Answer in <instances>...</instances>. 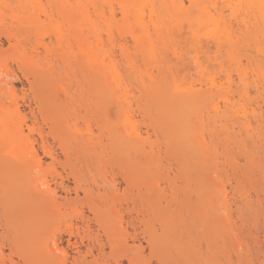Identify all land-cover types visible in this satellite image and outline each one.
I'll return each mask as SVG.
<instances>
[{"label": "rangeland", "instance_id": "374dc122", "mask_svg": "<svg viewBox=\"0 0 264 264\" xmlns=\"http://www.w3.org/2000/svg\"><path fill=\"white\" fill-rule=\"evenodd\" d=\"M116 6H117L116 4L113 5V7H115V8H116ZM219 6H221V5H219ZM223 8H225L224 5H223ZM105 10L107 11L108 9H105ZM117 10H118V7H117ZM224 10H226L225 15H227L226 18L224 15V18H225L224 21H226V20L228 21L231 18V15L229 16V11L227 8H225ZM1 11H2V9H1ZM118 11H116V12L114 11V14H115L114 17L117 15L116 16L117 20H114V19H116V18H114L113 22L115 21V23H116L119 21L117 24H119V23L121 24L122 18L119 19V17H121V14H120V12L118 13ZM6 13H7V11H6ZM107 13L109 14L108 11H107ZM106 16H107V14H106ZM108 17H109V15H108ZM228 17H230V18L228 19ZM240 17H239V19L238 18H236V19L232 18L233 21H231L232 19H230L231 23L228 22L231 24V26L233 24V28H232L233 31L237 29L238 26L236 24L237 23L236 21L237 20L240 21ZM41 20L44 21L45 24L47 22H50V18H47L44 16H41ZM55 21H58V18L56 15L53 17L52 23H55ZM113 22H112V24H113ZM115 27H116V25H115ZM116 29L114 28V31H113V28H112L111 32H112V35L114 36L113 38H115V40L116 39H118V40H116L117 41L116 43L114 42L115 46H114L113 50L111 49L110 46L108 47L111 50V51L109 50L108 53L113 51L112 55L115 56V59L118 62L119 61L123 62L124 58L126 57L127 58V59L125 58L126 60L129 61V59H131L133 61V63H135V65L133 64V66H136V65H138V66L140 65V66L139 67L136 66L135 69H133V67H131V71H130V67H129L130 65H128L127 62H123V63L124 64L126 63V65H128L129 68L127 66H125V68H124V65H122L123 63L121 64V62H119L121 65H120V67H117V68L118 69L121 68L120 69L121 72H120V70H119V72L122 73V75L120 73L119 74L121 76H123L122 77V79L124 80L123 83L127 82L125 84H127V86H128L130 84L129 83V81H130L131 84L128 87L125 86V88H122L123 86L119 87L120 90L123 89V91H125V93L123 92V94H124L123 96H122V90H121V92H120V90H118L117 91L118 93H116V95L121 94V95H119V98H116V96H115V99H113V97H111L112 99H110V100H112V104L110 103L111 102L110 101V102H108V107L106 105L104 108V111L109 110L108 115H106V112H103L104 114L102 115V112L98 111L99 109L96 108V104L95 103L92 104V102H95V101H93V99L95 100V98H93L94 95L91 96L92 98L91 97L87 98L88 96L84 97L85 96L84 94L81 95V92L83 90H84V93H85V90L87 91L86 88L84 89L85 84H83L84 87L81 85V80H82L81 74L82 73L78 72L77 70L75 72L76 74L72 73L73 71L69 68L62 70L63 75L60 73L62 76H65L66 78L69 77L68 78L69 80L67 79L69 82L67 80H66L67 82L64 81L65 79L63 80V77L61 78V82H59V84L62 83V84H60V88H63L64 90L62 89L61 91H59L57 89H60V88H57L54 91L56 94H59L61 92L60 95H61V98H63V99H60V101H58L59 99L56 101V107L53 109L55 111L47 110L44 108H38L37 104L33 100V90L31 87L32 80L31 79L27 80L25 78V76L23 75V73L18 69L16 62L13 59L12 53L10 52L11 49H10L9 44L6 42L5 38L2 35H0V44H1L0 51H2L4 53L9 52L8 54H10L5 60H3L0 63V67H2V68H0V70H1V72H0V84L1 83L4 84V85L3 84L0 85V87L3 86L1 88L2 92L0 93V102L2 104H5V106H8V105L13 106V104H11V103H14V101L19 104V109H20L22 118H19L18 120L14 119V121L12 119V123H14V124L16 123L17 127L22 126V124H23L22 127L24 130V137H25L23 139V141L18 143V146H15L14 148H12V147L11 148L10 147L4 148L3 146H0V264H4V263L5 264H34V263L36 264V262L35 261L33 262V260H36L37 264H87V263L88 264H189V263L190 264H209L207 262H209L210 260L212 262H214V264H219V263L220 264H226V263L227 264H264V171H263L264 170V147H263L264 146V144H263L264 143V134L262 135V133H261V132H264V127H262V126H264V123L260 124L256 121H254L255 119L252 120L250 118V120L253 121V123L251 121V124H252L251 128L252 129H251V131H249L245 128V130L248 131L246 133L244 128L242 129L241 124H237L238 120L240 121L243 119L238 118V120H236L237 118L235 119V117L233 115H231L234 113V110H236V108L239 109V108L244 107V106L246 108H247V106L253 108L257 104L262 103L261 106L264 107V101H263L264 90L258 91V90L253 89V88L250 89V91H249L250 97L248 96L247 97L248 99L245 98L246 100L245 99L241 100L237 96V93L234 94V100H232L233 102H235L233 104L236 105L234 107L235 109L233 108L234 110L231 109L232 107L225 108L222 105V102H221V104L219 102V107H220V109L222 108L221 110L223 111L222 112L219 109L222 112L221 118L218 117V116H220V115H218L220 113L219 110H218L219 113L215 112V117H212L213 114L211 115V117L209 116V114H210L209 109L207 111L204 110L205 112L203 111V109H207V107L210 108L209 105L207 107L206 106L204 107L203 106L204 104L205 105H206V103L211 104V102H213V101H211V102L206 101L205 103L202 104L203 99L201 100L202 102L200 103V105H199V103H197L198 105L195 106V108H194L195 109L194 112L198 109L197 112H195L196 115H197V113L198 114L203 113L202 114L203 116L202 115L196 116L195 113H194L195 117L192 116L193 114L190 116L189 114H191V113H188L187 109H185V110L188 113V115L191 117V118L189 117V119H188V117L186 119L184 117L186 114L185 110L183 112L184 115L182 114V112L176 114L177 116L172 115L171 111L173 109H176V105L175 104H169V101H165V99L163 97V98H161V100L163 99L164 102H166L167 105L164 103L166 105V106L164 105V107H165V109L167 108L166 110L169 111V112L164 111L165 112L164 113L165 115H164V114H162L161 109L159 111V108H158V106L160 105L159 101H161V100L158 98V96H157V99L155 97L156 93H159V90H158V92L155 93V96L153 98V96L150 94L151 93L150 89L146 90L147 89V87H146L145 88L146 91L144 92L143 91L144 89L142 88L143 87L142 83H141V81H139L140 76L144 75L142 77L144 79L149 72L148 70L151 71V70H153V68H150L149 66H145L144 64H142V62L140 60L141 57L138 56L139 52L134 53L133 52L134 50H132L133 47L131 45L129 46V50H130L131 55L129 57H127L126 55L124 58L121 57L123 60L119 57V53L121 54V52H120L117 44H119L120 42H123V37L121 36L122 37L121 38L122 40H121L120 35H119L118 31H116ZM183 29L184 30L183 31L181 30V31L185 32V35L183 33V36H182L181 31H180L181 33L178 32V33H180V35H177V38H179V40L181 39V42L179 40H177V38L175 37L174 34H173L172 38L175 37L177 41L175 39H173V42H172V40H171L172 43H175V42L177 43L178 48L180 46V48L182 47V49L179 48L178 51H174V49H173L174 53H172V51H170V50H172L171 48L174 45L171 44L173 46L170 47L169 46L170 42L167 41V42H169L167 44V46H168V48L169 47L170 48H169V50H168V48L167 49L164 48V49L166 52L167 51L169 52L168 55L166 53V55H164L165 57L163 56L165 51L164 52H162V51L164 49L160 50V53L164 59H166V58L168 59V56L170 59V60L168 59L169 66L167 65V59H166V61H165L166 64H163V65H165L164 67H169L170 69H173L172 67H174V65H177V67L176 66L175 67L178 68V70H179V67H181L180 68L182 70V71L180 70L181 72H177L176 70L173 69L175 71V73L177 72L176 75L178 76V82H180L181 79L185 78L186 81H188L189 83L194 82V84H196V86H197V83L200 82L199 81L200 78L196 74L198 70L195 71L196 70L194 68L195 64L192 60L193 56L195 54V51L193 49L195 46L192 49H190V47H192L191 45L194 44L192 42L193 40L191 41V39H192L191 34L189 33V29L187 28V26H185V28H183ZM237 32L238 31L236 30L233 34L234 35L236 34V36H237V34H238ZM186 33H188V35ZM175 34H176V32H175ZM117 35L119 37H117ZM24 36L27 37L26 34ZM180 36H182L183 39L180 38ZM206 36L207 35H205V36L202 35L201 41H199V42H203L200 44L203 47L205 46L204 47L205 49L209 48V49H207V53H208V50L211 49L209 51L210 54H207V56L210 58V61L207 62L206 58L202 57L200 55L201 58H203L202 60L204 61L203 62L201 60L204 63V64L203 63L202 64L204 66H207V69L211 65L210 68L208 69V72L209 71L212 72L211 73L212 75L215 74L214 77L217 80L219 79V81H220V77H222V74L224 75V73L226 74L229 72L232 75L234 82H235V80L237 82V77H236L237 72H236V70L234 71V66L232 65V63L231 62L229 63V61H227L226 57L224 56V52H226V51L224 50L220 53H217L216 48H214V44L212 45V44H209L210 42H208L210 40V37L209 36L206 37ZM20 37L25 38V37H23L22 34L20 35ZM104 37L106 38L105 35H103V38ZM208 37H209V39H207ZM30 38H31L30 40L28 39V40L23 41L27 45V46H25L26 48H30V46H32L35 43V38L33 36ZM128 38L129 37H126L125 39L128 41ZM187 38H189V41ZM238 39H239V37H238ZM44 40L46 42L48 41V39L46 37L44 38ZM164 40H163V42H164ZM166 40H165V42H166ZM202 40H204V41H202ZM26 41H27V43H26ZM185 41H188L190 44L188 42H185ZM240 41H241V37L239 40H237V42H239L240 45L244 46L243 44H241V43H243V41H241V43H240ZM29 42L32 44H30ZM128 42H129V44H131L130 38H129ZM211 43H212V41H211ZM239 44H238V48L239 47L240 48L238 51H239L240 57L243 56V58L242 57L240 58L242 60L241 61L242 68L246 69V72H249V73H247L249 76L250 75V71H249L250 69L249 68L252 67L251 69H253L255 66L254 65L250 66L247 63H245L246 60H245L244 55H242V54H244L245 49H248V48L247 47L245 48V46L243 48H241L242 46H240ZM206 45H207V47H206ZM164 47H165V45H164ZM184 47H186L187 49H185ZM175 49L177 50L176 47H175ZM175 52L178 54H175ZM247 52H249V51H247ZM133 54H136V55H133ZM177 55L179 57H177ZM131 56L132 57L138 56L136 59L139 62L137 60H135L134 57L132 58ZM117 58H119L121 60H118ZM212 58H217V59L219 58L220 60L218 59L217 62H213V65H212V61H214V59L212 60ZM53 59H54V57H53ZM176 59H178V60L176 61ZM258 59H260V58H258ZM180 60H181V63L183 62L185 64V63H188L190 61L191 62L190 65H192V64H194V65H193V67L192 66L189 67V64H187L186 66H188V67L184 66L185 68L183 70V68H182L183 63L181 64ZM184 60H185V62H184ZM261 60H263L262 57H261ZM48 61H50V60H48ZM219 61L220 62L223 61L222 65H223L224 72H222V71L219 72V70H217L218 68L216 67L217 66L216 64ZM262 62L264 63V60ZM178 64L179 65L181 64L182 66H179ZM40 65L46 71L47 64H45L44 62H40ZM3 66H4V68H3ZM126 67H127V71L122 69V68L126 69ZM56 68H57V66H56ZM137 68H139V69L137 70ZM169 68H166V69L164 68L165 70L163 69V71H167ZM57 69H56V73H57ZM225 69H227V70H225ZM128 70L130 71V73ZM132 70L134 73L132 72ZM154 70L152 72L156 73V70L155 71ZM5 71H7V74L6 73L4 74ZM69 71L71 72L70 75H69ZM122 71H125V72H122ZM138 71H140L141 75H139L140 73H138ZM190 71H192L195 74H193ZM127 72L129 75L126 74ZM131 72L133 73V75ZM171 72H172V70H171ZM78 73H79V75H78ZM167 73H166V75H170V73H168V74ZM130 74L132 76L138 74L139 75L138 81L137 82L131 81L134 79L132 78V76ZM174 74H173V76H174ZM187 74H188V77H187ZM75 75H77V76H75ZM124 76H125V78H124ZM128 76L130 79L131 78L132 79L129 80ZM190 76L192 79L190 78ZM136 77H138V76H136ZM136 77H135V80H137ZM169 77H168V79H169L168 81H170ZM174 77H176V76H174ZM70 78H71V80H70ZM224 78H225V75H224V77H222L221 80L222 81L224 80V82H225ZM195 79H196V81H195ZM144 80L146 82L147 77ZM166 81H167V78H166ZM222 81H220V82H222ZM160 82H163V80ZM250 82H251V79H249L248 83H250ZM147 83H148V81H147ZM87 84L88 83H86V85ZM125 84H123V85H125ZM11 85L13 86L14 90L16 91L14 96H10V94H9V89H10V87H12ZM140 86H142L141 89H140ZM225 86H226V84H225ZM250 86L252 87V84H250ZM90 87L91 86H89L88 91L91 90ZM138 87H139V89H137ZM233 87H235V86H233ZM52 88H53V86H52ZM87 88H88V85H87ZM238 88H240V90H241V88H243V86H239ZM65 89H66V92H65ZM236 89L237 88H235V90ZM76 90H78V91L76 92ZM126 90H130V91H126ZM138 90H142V91H139L140 92L139 93ZM156 91H157V89H156ZM262 92H263V94H262ZM65 93H67V94H69V96H71L69 98L67 97L66 98L67 100L64 99ZM92 93H93V91L86 93V95L89 94V96H90V95H92ZM133 93L135 95H132ZM146 93L147 94L149 93L148 96L149 95H151V96H149V97L147 96L148 100L146 99L143 101V99L146 97V96H144V95H146ZM164 93L165 92L163 91V94ZM73 94H74V96H73ZM128 94H130V97L128 96ZM138 94H140V95H138ZM141 94L143 95V97ZM163 94H162V96H163ZM120 96L123 97L122 99H125V100H123V102H122ZM133 96H135V97H133ZM126 97L127 98L129 97L130 99H132V100L128 99L130 101V103L128 101L129 106L132 104L129 108L132 111L131 112L132 115H130V116H132V121H134L135 124H137L136 126L140 130V133L142 132L141 133L142 138H144L146 140V142H141L142 144L140 146L138 145L140 148L138 147L135 150L131 149L129 144L125 145V146H127L125 148V150L123 152L120 150L121 154L123 155L122 156L123 158H121V157H119V156H121L119 149H118L119 153H118V151H116L117 153H115V151H113V149L117 150V148H115L113 145L108 143V142H110L108 135H109V132H111V130H113V129L115 131H117V134L119 136L126 137V135H127L125 132V129H124V128H126L125 117L123 114H120V112L118 113V111H117L118 110V107H117L118 104L117 103L120 100H121V102H119V104H122L123 106L125 105L124 107L126 109V106H127V103H126L127 98ZM149 98H150V100H152L151 103L149 102ZM89 99H90V101H89ZM117 99H120V100L115 103L114 100L117 101ZM205 99H204V101H205ZM215 99H216L215 102H218L219 99H217V98H215ZM71 100H74V102L73 101L70 102ZM156 100H158V102ZM136 101H138L137 104H136ZM241 101H244V102L241 103ZM253 101H255L256 103H253ZM258 101L260 103H258ZM124 102H125V104H123ZM162 102L163 101H161V104H162ZM199 102H200V100H199ZM208 102H210V103H208ZM252 103H253V105H252ZM94 104H95V106H94ZM140 104H144L145 106L142 105L143 107H141ZM254 104H255V106H254ZM147 105L151 108L150 110H149ZM220 105H222L223 107ZM153 107L157 108L158 111L153 110L154 109ZM126 110H128V107ZM192 110L193 109H191V111ZM199 110H201V113ZM57 111H58L59 117H61V118L56 117L57 120L62 119L61 123H63L64 121H67V120L69 121V123H65V124H67V126H69V128H67L66 125L63 123L64 127H62V130L60 132V134H62V136H59L60 134H57V133L55 134V132H54V134H52L50 132V126H51V123L49 121L50 120L49 118H51L50 114L52 112H53L52 114H54V112H57ZM129 111L130 110H128V113H129ZM228 111H230V112H228ZM231 111L233 113H231ZM66 112H68L69 114L67 113V115H66ZM79 112H81V113H79ZM213 112L214 111L212 110L211 113H213ZM61 113H63V116ZM149 113H151V114H149ZM167 113H168V115L171 114V117L174 120L170 119V117L167 118L168 117ZM228 113H231L230 114L231 118H229L230 116H228L229 115ZM157 114H159V115L161 114L159 116V118L157 116H154ZM223 114H225V116H228V117H226L227 120L225 119ZM103 116H106V118H104ZM107 116H109V117H107ZM186 116H187V114H186ZM199 116L201 118L199 120L200 122L197 125L196 123L198 121H196V120ZM43 117H46L48 119L46 120V118H43ZM143 117H145V118H143ZM155 117H157V118H155ZM160 117L162 119L165 117L166 121L169 124L168 125L166 122V126L168 125V127H171L172 130L174 128V123H175V125H177V122H178L177 120L180 117H184V120L188 119L187 121L189 122V124H188V122L183 121L181 126L178 125L180 130L182 128L184 130H185V128L187 129V127L189 125L191 126L190 129L194 126H196V127L198 126V127L192 128L191 130L188 129L186 131L187 133L185 132L186 135L182 133V132H184L182 130H181L182 132L180 134V132L178 131V128H176L177 129L176 131L179 132V133L175 132V133H177L176 135L179 137V141H180V143H179V141H177L178 137L176 138V136L174 134H173V136H171L169 134V130H167L168 131L167 132L166 130H164L165 128L164 129L161 128V126H164V125L160 122H163L164 119H163V121H160L159 120ZM207 117H208V119H207ZM222 117L224 120H220V119H222ZM233 117H234V120L236 122V125H238V126H236L234 124V120L232 119ZM209 118L212 120L210 121ZM103 119L104 120L107 119V120H105L107 122L105 125L106 126L109 125L108 130L105 129L106 127L103 128V123H102L104 121ZM156 119H157V121H156ZM168 119H169V121H168ZM192 119H195L196 123L194 121H192ZM230 120H232V122ZM190 121H192V123H190ZM156 122H158L160 124H158ZM193 122L195 124H193ZM242 122H244V121H242ZM255 122H256V124H255ZM18 123H20V124L18 125ZM151 124H153V125L151 126ZM219 124H220V126H219ZM233 124L235 126H233ZM157 125H159V127ZM256 125H259V127L262 125L261 126L262 128H260L261 130L258 129V126H256ZM153 127H154V129L152 130ZM239 127H241V129H242L241 131L239 130L240 129ZM244 127H245V122H244ZM29 128H33L34 130L29 132ZM236 128H238L237 131H236ZM256 128L258 129L257 132L258 133L260 132L259 134L256 132H252V131H255ZM109 129H111V130H109ZM117 129H119L122 132V134H124V135H122L120 133V131ZM162 129H163V131H162ZM194 129H195V131H194ZM196 129H198V131H199L198 134H196V136H197L196 139L199 140V143L203 140V142L201 144H203V143L205 144V149H202V146H201V148H198V146H200V144H197L195 136L190 138V139H192L191 144H192V142L194 144H192V145L187 144L190 142V140H189L190 135L197 133ZM213 129H214V131H213ZM79 131H80V133H79ZM189 131L191 134L188 133ZM173 132H174V130H173ZM83 133H84V135H83ZM80 134H81V136H80ZM210 134L212 136H210ZM219 134H221V135H219ZM248 134H250V135H248ZM251 134H253V135H251ZM255 134H258V135H255ZM53 135H56V136H53ZM57 137H62L65 141H67L68 144H66V145H68V146H67V148H65V151L61 149L62 144L60 142H62V141L58 142L59 140ZM84 137H85V139H84ZM165 137H166V139H165ZM187 137H188V140H186ZM240 137H241V139H240ZM41 138L44 139L43 141H45V142H43L41 140ZM74 138H76L77 140H73ZM86 138L89 142L85 141V143H87L85 146V144H82V141H80V139L86 140ZM200 139H202V140L200 141ZM183 140L187 141V143H186L187 145H183L184 142H186ZM209 141L211 142V144L208 143ZM255 142H257V143H255ZM91 143H93V144H91ZM60 144H61V146H60ZM82 145H84L85 148H83ZM142 145H144V146L142 147ZM176 145H178V146L180 145V146L178 147ZM194 145H196L197 147L196 146L194 147ZM188 146H191V147H190V150L187 151V154L188 155L191 154L192 157L191 158L188 157V160H187V157H186L187 154H186L185 150L187 148H189ZM210 146L212 149L210 148ZM31 147L33 148V151H35L34 153L36 154V160L40 159L42 162L40 168L34 167L35 170H29L28 169L30 167V164L34 160L33 159L34 157H32V155H31V154H33V152L28 153L25 149L30 150ZM44 147H45V149H44ZM112 147H113V149H112ZM180 147L182 149H180ZM192 147H194L195 149L198 148V151L194 152V149L193 150L191 149ZM203 148H204V145H203ZM233 149L234 150L237 149V150L234 151ZM45 150H50L53 153L55 159L54 160L50 159L47 156V154L45 153ZM61 150L64 151L66 154L61 152ZM91 150H93V152ZM145 150H147V151H145ZM149 150H150V152H148ZM164 150H165V152H164ZM199 150H201V153ZM24 151H26L27 153L25 155H22L25 153ZM124 152H125V157H124ZM134 152H137V154L135 153L136 156H134V154H133ZM152 152H153V154H152ZM170 152H171V154H170ZM205 152H206V154H209V155H206ZM16 153H18V154H16ZM165 153L168 155H166ZM176 153L178 155H176ZM198 153H199V155H198ZM69 154H70V156H69ZM126 154H128V156ZM146 154H148V157ZM194 154L196 157L193 156ZM241 154H245V155H241ZM179 155H182V157L180 158ZM202 155L204 156L203 158H202ZM126 156L129 158L127 159ZM198 156H200V157H198ZM213 157H215V158H213ZM145 158H147V159H145ZM19 159H22V160L20 161ZM125 159H126V162H124ZM180 159H182V160L184 159V161H182ZM139 160L141 163H142V161H144L143 166H142V164L138 165ZM196 160H197V162H196ZM203 160H204V163H203ZM213 160H214V163H212L213 165H211V162ZM69 161H71L72 166H73V168H71V169H70V167H72V166L70 165L71 163H69ZM181 161L183 163L186 162V163H184V164H186V166ZM206 161H208V162H206ZM21 162H23V164H24V165L22 164L23 166H21V168L23 167L22 169L20 168ZM66 162H67V164H66ZM246 162H247V164H245ZM129 163H130V165H129ZM144 163L145 164L147 163L146 165H149L148 169H147V166L144 165ZM222 164H223V166H222ZM69 165H70V167H69ZM150 165H152L151 169H150ZM243 165H246V166L243 167ZM252 165H253V169H252ZM18 167H19V171H21V173H19V171H17ZM24 167H26V168H24ZM128 168H129V170H128ZM23 169L24 170L26 169V170L24 171ZM72 169H74V170H72ZM146 169L150 170L151 172L145 171ZM7 170L9 171V173L7 172ZM69 170H72V172H69ZM195 170H197L196 173H195ZM198 170H199V172H198ZM27 171H28V173H29V171H31L32 175L29 174V176H28ZM32 171H34V172H32ZM22 172H24V173H22ZM67 173H71L72 175H70V174L68 175ZM197 173H199V174H197ZM219 174L222 177H220ZM7 175H10V176H7ZM137 175H139V176H137ZM208 175L210 176V178ZM213 175H215V176H213ZM6 176H7V179H6ZM9 177L15 178V179L13 178L12 183L9 182L10 181ZM22 177L25 180L27 179L26 177H28V178L31 177L33 179V181L35 180L33 182L34 184L31 181V183L33 185H35L38 182L39 184H37V186H34V188L38 187V189H36V190L37 191L40 190L39 191L40 193H38V192L35 193L36 191L32 192L29 189H23L25 187L24 186L25 183H24ZM81 178H83V179H81ZM3 179H5V180H3ZM104 179H105V182H104ZM213 179L215 181L211 182V181H213ZM17 182H18V184H17ZM20 183H22V184H20ZM45 183H47V185L49 186L48 190L46 189ZM75 183H76V185H75ZM212 183H215V184L213 185ZM196 184H197V186H196ZM150 187H151V189L154 188L153 191H151V189H149ZM14 188H16L17 191ZM147 189H149L148 190V191H150L149 193H148ZM42 191L43 192L48 191L49 195H47L48 193L42 194L43 193ZM27 192H29V193H27ZM50 192H53V193H50ZM156 193L158 196L156 195ZM213 195H215V196H213ZM56 201H57V203H56ZM207 203H209V204H207ZM210 203H211L212 207L210 206ZM213 207L215 210L213 209ZM101 209H104V210H101ZM101 213L104 214V215L102 214L103 215L102 218L100 215ZM110 214L113 217H111ZM214 215H218V216H214ZM210 216H211V218H210ZM217 218H218V220H217ZM214 220H215V222L221 221V223H222V225L220 224L221 226H219V228H217L215 230L212 229L213 227L209 226L211 223L214 222ZM115 221L117 223H115ZM110 222L111 223L114 222V226H113V223L111 224ZM107 225H109L110 227H107ZM115 226H117V227H115ZM223 227L226 228L225 230H227L226 234H225ZM118 229H120L119 230L120 234L118 232ZM108 230L109 231L112 230V232L110 231L111 232L110 233ZM149 230H151V231H149ZM5 231H6V233H5ZM229 231H230V233H229ZM211 232L213 233L214 236L212 235ZM15 233L24 236V238L20 239V241H19L20 244L17 243L21 247H19L18 245H17L18 246L17 247L15 242H13V236L15 235ZM110 234H112V236L113 235L119 236V235L123 234L122 235L123 239L121 236H119L120 238L115 237L113 239H110V236H111ZM227 234H228V236H227ZM163 238H165V240L167 239L169 242L164 246L162 245L164 242ZM158 239H159V241L160 240L161 241L156 243V240H158ZM229 239H231V241ZM112 240H116L117 243H116V241L112 242ZM121 241L123 243H121ZM149 241H151V242L149 243ZM152 241H154L155 243H153ZM238 241H239V243H238ZM221 242H223V243H221ZM33 243H36V244L34 245ZM51 243H52V246H50ZM114 243H116L115 247L113 245ZM240 243H241V246H240ZM44 244H45V246H43ZM48 244H49L50 248L52 249V251H55L53 246L54 247L57 246L58 249L62 250L63 252H66L67 257H66L65 253H64L65 255L64 254L62 255V252H60V253L58 252L55 254L56 257L61 258V259L63 258V256H65L66 258L64 257V259H62V260H64V262L62 260L60 262L59 261L57 262V260L55 261V260L48 259L49 258L48 253H47V251L44 250V249H46ZM109 244H110V248L108 246ZM154 244H155V246H153ZM159 245H160V247L162 246L161 249H160ZM36 246L38 247V249L39 248L41 249V246L43 247L42 248L43 252L42 251L41 252L44 255V257H42L43 255L40 256L39 255L40 253L39 254L37 253V252H39L38 249L34 250L36 248ZM30 247H32V249H30ZM163 247L165 248V250ZM189 247H191V249L193 250V253L191 252V249H189ZM223 247H225V248H223ZM111 248H113L112 251L109 250ZM22 250H24L25 254L28 255L29 260H28V258H26L27 256L24 254V252ZM133 250L136 252H134ZM33 252H34V256L35 255L36 256L39 255V256L34 257ZM235 252L236 253L239 252V253L235 254ZM194 253L197 257L198 256L199 257L196 258V256L193 255ZM113 254L116 257L115 256L113 257ZM45 256H47L46 259H45ZM73 256H75V257H73ZM167 257H168V259H167ZM183 257H185V258L183 259ZM30 258L33 259V260H31L32 262L30 261ZM75 258L78 260L74 261ZM238 258H240V260H238ZM186 259H187V261H186ZM201 261H203V262H201ZM235 261H236V263H235ZM212 262H210V264H213Z\"/></svg>", "mask_w": 264, "mask_h": 264}, {"label": "bare ground", "instance_id": "6f19581e", "mask_svg": "<svg viewBox=\"0 0 264 264\" xmlns=\"http://www.w3.org/2000/svg\"><path fill=\"white\" fill-rule=\"evenodd\" d=\"M45 1V2H44ZM117 5L116 8L113 7V5ZM221 5V6H219ZM223 5L225 8L228 9L229 11V16L231 15V18L228 17V19H236L240 17V21L237 20L236 24H237V36L236 34L234 35L233 33L236 31V30H232L233 28V24L231 26V21H233V19L230 21V19L227 21H224L226 16L225 15V11L224 10L225 8H223ZM117 7H118V10H117ZM221 7V8H220ZM116 10H115V9ZM2 9V11H1ZM105 9H108L107 11L109 12V14L107 13V11ZM7 11V13H6ZM114 11H118V13L120 12L121 14V17L122 20H121V24H117L118 22L115 23V21L113 22V19L116 18V16L114 17ZM224 11V12H223ZM57 16L58 18V21H55V23H52L53 22V17L55 15ZM107 14V16H106ZM119 14V15H120ZM109 15V17H108ZM224 15H225V18H224ZM41 16H44V17H47V18H50V22H47L45 24L44 21L41 20ZM118 19V20H119ZM114 20H117L114 19ZM123 21V22H122ZM113 22V24H112ZM230 22V23H228ZM116 27H115V25ZM235 24V23H234ZM185 26H187V28L189 29V33L191 34V41L194 43L192 44L190 47V49H192L194 46L193 49L195 51V54L193 56V62L195 64V71H197V75L199 76V83H197V86L196 84H194V82H188L185 80V78L181 79L180 82H178V76L176 75L177 72H181L182 70L180 69L181 67L179 66H182L183 65V70L185 67H188L186 66L187 64H189V67L192 66L190 65L191 62L189 61L188 63H181V60H180V63L182 64H178L179 66V70L177 67V65H174V67H172L174 70H176L177 72L175 73V71L173 69H170L169 67H164L165 65L163 64H166V59H164L162 56H161V53H160V50H163L164 48L167 49L168 46L167 44L170 42L169 46L173 47L171 48L172 50V53H174V51H178L179 48L177 47V43H172L173 42V39L176 40L177 38V35H180V33L184 30L183 28H185ZM113 28V31H114V28L116 29V31H118L119 35H120V39L123 37V42H120L119 44H117V46L119 47V50L121 52V54L119 53V57L121 58H124L125 55L127 57H129L131 55L130 53V50H129V46L131 45L133 48L132 50H134L133 52H139V57L142 64H144L145 66H149L150 68H153V70L155 69L156 70V73L152 72L153 70H148V74H147V80L145 82V78L143 79L142 77L144 76H140L139 78V75H141L140 71H138V73H140L139 75H133V70H132V78L134 80H131L128 76V79L131 80V81H138V78H139V81H141L142 83V86H140V89L141 87L144 89H142L144 92L148 89H150V94L153 96H155V93L158 92L159 90V93H156V99H157V96L158 98L161 100V98L164 97L165 101H169V104H175L176 105V109H173L171 111V114L172 115H175L177 116L176 114L178 113H181L184 115V110L187 109V112L188 113H191L189 114L190 116H194L196 115L195 112H197V110L194 112V108L195 106H197L199 103L202 102L201 100L203 99V103H205L206 101H213L211 102V104H207L206 105L204 104L203 106L207 107L209 105V107L212 108H208L207 109H203L204 110H210V114L209 116L211 117H215V112H218V110L220 109L219 107V102L221 104L222 102V105L225 107V108H229V107H232L231 109H233L236 105L233 104L235 102H233L232 100H234V94L237 93V96L242 100V99H245L247 98L250 94V89H256L258 91L260 90H264V63L262 62L264 60V0H0V35H2L6 42L9 44L10 46V49H11V53H12V56H13V59L15 60L16 62V65L18 67V69L23 73V75L25 76V78L27 80L31 79L32 82H31V87H32V90H33V100L34 102L37 104L38 108H44V109H47V110H53L55 107H56V101H60V99H63L61 98V92L59 94H56L54 91L57 89V88H60V83L61 82V78L63 77V80L66 81L68 78H66L65 76H62V70L63 69H66V68H69L71 69L73 72L72 73H75L76 70L78 72H81L82 74V80H81V85L83 86V84H85L83 87L84 89L86 88L87 91L85 90V93H84V90L81 92V95H85L84 97L88 96L87 98L93 96V98H95V100L93 99V101L95 102H92L96 104V108L99 109L98 111H101L102 112V115L104 114L103 112H106V115H108V111H104V108L105 106L107 105L108 107V102H110L112 104V99L111 97H113V99H115V96L116 98H119V95L121 94H118L116 95V93H118L117 91L120 90L119 87H122V88H125L128 87L131 82L129 81V85L127 86V82L123 83L124 80L122 79L123 76L121 72V68L118 69L117 67H120V65L123 63V62H127L128 65H130V71H131V67H133V69H135V67H139L138 65L136 66H133V64L135 65V63H133V61L131 59L126 60L124 58V61H119L121 62V64L115 59V56L112 55V52H109L108 51L110 50L108 47L110 46L111 49L113 50L114 46H115V43L117 42L115 38H113L114 36L112 35V32H111V29ZM182 30V31H181ZM181 31V32H180ZM176 32V34H175ZM180 32V33H178ZM73 33V34H72ZM114 33V32H113ZM178 33V34H177ZM183 33L185 35V32H182V36H183ZM23 35V37H25L24 35L26 34L27 37L25 38H22L20 37V35ZM173 34L175 35L174 38L173 37ZM188 35V33H186ZM35 38V43L30 46V48H26L25 46H27L25 44V40H30L32 36ZM103 35L106 36V38L104 39L103 38ZM202 35H207L210 37V40H207L208 42H210L209 44H214V48H216V52L217 53H220L222 51H226L224 52V56L226 57L227 61H229V63L231 62L232 65L234 66V71L236 70V77H237V82L235 80H233V77L232 75L229 73H224L225 75V82L224 80L222 81V77H224V75L222 74V77H220V82L219 79L217 80L214 75H212L211 73L212 72H208V69L210 68V66L208 67L207 69V66H204L203 64V58L202 57H205L206 58V61L209 62L210 61V58L207 56V54H210V50H208V53H207V49H205L200 43H203V42H199L201 41V38H202ZM122 36V37H121ZM180 36V38L183 39V37ZM206 36V37H207ZM47 38L48 41L46 42L44 40V38ZM117 37H119L117 35ZM126 37H129L130 38V42L131 44H129V38H128V41L125 39ZM185 37V36H184ZM209 37L207 39H209ZM240 39L241 37V41H243V43H240L243 44L245 46V48L247 47L248 49H245V52L244 54V57H245V60L248 65H254L255 67L253 69H251L252 67H248L250 70V75L248 76L247 73L249 72H246V69H243L242 68V64H241V57L243 58V56L240 57V54H239V48H238V44L239 42H237L238 39ZM169 38V39H168ZM200 38V39H199ZM166 42H165V40ZM188 41H189V38H187ZM122 40V39H121ZM120 40V41H121ZM164 40V42H163ZM172 40V42H171ZM177 40H179V38H177ZM176 40V41H177ZM169 41V42H167ZM181 42V39L179 40ZM188 41H185V42H188ZM190 41V42H191ZM204 41V40H202ZM115 42V43H114ZM163 42V43H162ZM27 43V41H26ZM30 43V42H29ZM28 43V44H29ZM189 43V42H188ZM206 43V42H205ZM32 44V43H30ZM29 44V45H30ZM129 44V45H128ZM173 44V45H171ZM187 44V43H186ZM190 44V43H189ZM207 44V43H206ZM162 45V46H161ZM165 45V47H164ZM179 45V44H178ZM211 45V46H212ZM240 45V44H239ZM1 46V44H0ZM186 46V45H185ZM242 46V45H240ZM244 46H242L241 48H243ZM162 49H161V48ZM169 47V48H170ZM175 47L177 48V50L175 49ZM207 47V45H206ZM209 47V46H208ZM131 48V47H130ZM168 48V50H169ZM185 49H187L186 47H184ZM211 48V47H210ZM165 49L162 51L164 52ZM174 49V51H173ZM182 49V47L180 48ZM205 49V50H204ZM115 50V49H114ZM118 50V51H119ZM189 50V49H188ZM215 50V49H214ZM111 51V50H110ZM180 51V50H179ZM192 51V50H191ZM249 51V52H247ZM193 52V51H192ZM9 53V52H8ZM7 52H2L0 51V63L5 60L10 54H8ZM168 55V51L164 52L163 56L164 55ZM171 53V54H172ZM184 53V52H183ZM190 53V52H189ZM137 54V53H136ZM136 54H133V55H136ZM175 54H178L175 52ZM181 54V53H180ZM179 54V55H180ZM252 54V55H251ZM54 55V56H53ZM115 55V54H114ZM118 55V54H117ZM201 55V56H200ZM213 55V54H212ZM54 59H53V57ZM137 56V57H138ZM175 56V55H174ZM187 56V55H186ZM211 56V55H210ZM222 56V55H221ZM132 57V56H131ZM134 57V56H133ZM132 57V58H133ZM136 56L134 57L135 60H137ZM165 57V56H164ZM167 57V56H166ZM173 57V56H172ZM177 57H179L177 55ZM176 57V58H177ZM213 57V56H212ZM260 59H258V58ZM261 57L263 58V60H261ZM50 58V59H49ZM121 58V59H122ZM183 58V57H182ZM187 58V57H186ZM222 58V57H221ZM258 60H257V59ZM118 60H121L119 58H117ZM139 59V58H138ZM168 59H169V56H168ZM167 59V65L169 66V61ZM188 59V58H187ZM214 59V61H212ZM219 59V58H218ZM217 58H212V65H213V62H217L218 61ZM50 60V61H48ZM123 60V59H122ZM170 60V59H169ZM178 59H176L177 61ZM186 60V59H185ZM184 60V62H185ZM203 62H202V61ZM220 60V59H219ZM138 61V60H137ZM40 62H44L45 64H47V69L46 71L43 69V67H41L40 65ZM136 62V61H135ZM139 62V61H138ZM192 62V63H193ZM223 61H219L215 66L218 68H216L217 70L222 71L224 72L223 70ZM259 62V63H258ZM262 62V63H261ZM119 63V64H118ZM171 63V62H170ZM173 63V62H172ZM203 63V64H202ZM258 63V64H257ZM261 63V64H260ZM138 64V63H137ZM141 64V65H142ZM263 64V65H262ZM119 65V66H118ZM124 65V68L125 66L128 67V65H126V63L122 64ZM171 65V64H170ZM57 66V68H56ZM172 66V65H171ZM176 66V67H175ZM185 66V67H184ZM6 67V66H5ZM122 67V66H121ZM127 67L126 69L122 68L123 70H126L127 71ZM128 67V68H129ZM214 67V66H213ZM2 68V67H0ZM4 68V66H3ZM148 68V67H147ZM166 69V68H169L167 71H163V69ZM247 68V69H248ZM6 69V68H5ZM56 69H57V73H56ZM139 68H137L138 70ZM149 69V68H148ZM164 69V70H165ZM214 69V68H213ZM120 70V72H119ZM154 70V71H155ZM172 70V72H171ZM181 70V71H180ZM186 70V69H185ZM190 70V69H189ZM227 70V69H225ZM44 71V72H43ZM129 71V70H128ZM129 71V73H130ZM1 72V70H0ZM3 72V71H2ZM122 72H125V71H122ZM137 72V71H136ZM170 73V75H166V73ZM175 74H174V73ZM189 72V71H188ZM192 72V71H190ZM215 72V71H214ZM213 72V73H214ZM7 74V71L4 72V74ZM62 75H61V74ZM66 73V72H65ZM70 71H69V75H70ZM121 75H120V74ZM167 73V74H168ZM193 73V72H192ZM193 73V74H195ZM76 74V73H75ZM128 74V72L126 73ZM176 76L174 77L173 76ZM234 74V73H233ZM79 75V73H78ZM129 75V74H128ZM179 75V74H178ZM220 75V74H219ZM7 76V75H6ZM77 76V75H75ZM74 76V77H75ZM126 76V75H125ZM124 76V78H125ZM138 76V77H136ZM170 76V77H169ZM192 76V75H191ZM190 76V78H191ZM65 77V78H64ZM127 77V76H126ZM135 77L137 78V80H135ZM168 77L170 78V81H168ZM187 77H188V74H187ZM217 77V76H216ZM166 78H167V81H166ZM192 79V78H191ZM249 79H251V82H249ZM69 80V79H68ZM67 80V81H68ZM71 80V78H70ZM163 82H160L162 81ZM66 81V82H67ZM128 81V80H127ZM148 81V83H147ZM194 81V80H193ZM196 81V79H195ZM198 81V80H197ZM69 82V81H68ZM224 82V83H223ZM86 83H88V88H87V85ZM146 83V84H145ZM3 84V83H1ZM0 84V85H1ZM70 84V83H69ZM125 84V85H123ZM144 84V85H143ZM226 84V86H225ZM250 84H252V87L250 86ZM4 85V84H3ZM80 85V84H79ZM148 85V86H147ZM12 86V85H11ZM53 86V88H52ZM89 86H91V90L88 91L89 89ZM235 86V87H233ZM239 86H243V88H238ZM3 87V86H2ZM2 87H0V93L2 92ZM62 87V86H61ZM79 87V86H78ZM77 87V88H78ZM82 87V88H83ZM147 87V89L145 90V88ZM5 88V87H4ZM68 88V87H67ZM80 88V87H79ZM78 88V89H79ZM119 88V89H118ZM205 88V89H204ZM235 88H237L235 90ZM63 88H60V89H57L59 91H61ZM139 89V87L137 88ZM157 89V91H156ZM239 89V90H238ZM64 90V89H63ZM81 90V89H80ZM79 90V91H80ZM122 90V96L124 95L123 92L125 93V91ZM120 90V92H121ZM142 90H138L139 91H142ZM235 90V91H234ZM70 91V90H69ZM78 90H76L77 92ZM93 91L92 95L89 96L86 95V93H89ZM126 91H130V90H126ZM155 91V92H154ZM162 91V92H161ZM163 91L165 92L163 94ZM4 92V91H3ZM8 92V91H7ZM15 90L12 87H10L9 89V94L10 96H14L15 94ZM65 92H66V89H65ZM71 92V91H70ZM69 92V93H70ZM149 92V91H148ZM140 93V92H139ZM142 93V92H141ZM154 93V94H153ZM75 94V93H74ZM73 94V96H74ZM144 94V93H143ZM149 94V93H148ZM148 94L146 93V96L144 100H148L147 96ZM159 94V95H158ZM163 94V96H162ZM263 94V92H262ZM71 95V94H70ZM77 95V94H76ZM132 95H135L134 93ZM140 95V94H138ZM142 95V94H141ZM149 95V96H151ZM162 97H161V96ZM260 95V94H259ZM264 95V94H263ZM78 96V95H77ZM127 96V95H126ZM128 96L130 97V94H128ZM148 96V97H149ZM261 96V95H260ZM69 98L71 96H69V94L65 93L64 95V99L66 98ZM82 97V96H81ZM121 97V96H120ZM127 98L126 100V103H127V106H126V109L128 107V110L129 113H128V110L125 109V105L123 106L122 104H119V102H123V100L125 99H122L123 97H121V100L120 99H117V101L114 100V102H119L117 103L118 104V113L120 112V114H123L124 117H125V126L126 128L125 129V132H126V137H122V136H119L117 134V131H115L114 129L111 130V132H109V139H110V142H108L109 144L113 145L115 148H117V150H114L113 147V151H115V153H117L116 151H119L121 150L122 152L125 150V148L127 146L125 145H128L130 146L131 149L135 150L136 148H138L142 143L141 142H146V140L144 138H142V135L140 133V130L137 128V124H135L134 121H132V115L131 114V109L130 105L129 106V103L130 101L128 99L130 98ZM135 97V96H133ZM141 97V96H140ZM143 97V95H142ZM237 97V98H238ZM250 97V96H249ZM92 98V97H91ZM132 98V97H131ZM206 98V99H205ZM208 98V99H207ZM215 98L219 99L218 102H215ZM142 99V98H141ZM152 99V98H151ZM205 99V101H204ZM210 99V100H209ZM248 99V98H247ZM67 100V99H66ZM70 100V99H69ZM132 100V99H130ZM155 100V99H154ZM200 100V102H199ZM246 100V99H245ZM257 100V99H256ZM74 102V100H71L70 102ZM78 101V100H77ZM90 101V99H89ZM92 101V100H91ZM129 101V103H128ZM152 100H150L149 98V102L151 103ZM158 102V100H156ZM161 101L162 104H161ZM160 102V105L158 106L159 108V111L161 109V112L162 114H164L165 112L164 111H168L165 109L164 105L166 104V102H164V100L162 99ZM260 101V100H259ZM258 101V103H260ZM264 101V99H263ZM86 102V101H85ZM135 102V101H134ZM208 102V103H210ZM244 102V101H241V103ZM247 102V101H246ZM252 102V101H251ZM250 102V103H251ZM63 103V102H62ZM67 103V102H66ZM138 103V101H136V104ZM165 103V104H164ZM239 103V102H238ZM253 103H256L255 101H253ZM252 103V105H253ZM13 104V106L11 105ZM10 105L12 106H5V104H2L0 102V146H3L4 148H14L15 146H18V143L22 142L23 139L25 138L24 137V130H23V124L22 126H19L17 127V124L15 123H12V119L14 121V119H19V118H22L21 117V112H20V109H19V104L17 102L14 101V103H11ZM94 104V106H95ZM125 104V102L123 103ZM146 104V103H145ZM201 104V105H202ZM213 104V105H212ZM215 104V105H214ZM59 105V104H58ZM77 105V104H76ZM142 105L144 104H140L141 107H143ZM152 105V104H151ZM167 105V104H166ZM165 105V106H166ZM220 105V106H222ZM262 103L260 104H257L255 107L251 108V107H248L247 108L244 106V107H241L239 109L236 108V110H234V113L231 111V113H228L230 116L233 115L235 117L236 120H238V118H242L243 120H238L237 124H241L242 126V129L245 128L249 131H251V121L254 120L260 124H263L264 123V107L261 106ZM62 106V105H61ZM145 106V105H144ZM148 106V105H147ZM222 106V107H223ZM251 106V105H250ZM58 107V106H57ZM64 107V106H63ZM76 107V106H75ZM112 107V106H111ZM124 107V108H123ZM152 107V106H151ZM140 108V107H139ZM149 110L151 109L149 106H148ZM154 109L153 110H157V108L153 107ZM201 108V107H200ZM224 108V109H225ZM109 109V108H108ZM191 109H193L191 111ZM201 109V110H202ZM222 109V108H221ZM220 109V110H221ZM230 109V110H231ZM148 110V109H147ZM148 110V111H149ZM201 110L200 113H201ZM212 110L214 111L213 113ZM219 110V113L218 116L219 118H221L222 116V112ZM41 111V110H40ZM39 111V112H40ZM55 111V110H53ZM154 111V112H155ZM158 111V110H157ZM190 111V112H189ZM44 112V111H43ZM48 112V111H47ZM46 112V113H47ZM140 112V111H139ZM169 112V111H168ZM186 112V110H185ZM186 112L185 114V119L188 117L189 119V115L188 113ZM205 112V111H204ZM230 112V111H228ZM45 113V114H46ZM53 113V112H52ZM51 113V114H52ZM68 112H66V115H67ZM81 113V112H79ZM156 113V112H155ZM195 113V115H194ZM227 113V112H226ZM50 114V117L49 118L50 120V123H51V126H50V132L52 134H60L61 130H62V127H64L63 123H69V121H64L63 123H61L62 119L60 120H57V118L59 117L58 115V111L57 112H54V114L51 115ZM62 116H63V113H61ZM69 114V113H68ZM151 114V113H149ZM171 114L168 115L167 113V118L170 117V119L174 120L172 117H171ZM203 114V113H202ZM202 114H198V115H202ZM75 115V114H74ZM148 115V114H147ZM161 115V114H160ZM159 114L157 115H154V116H157L159 118L160 116ZM165 115V114H164ZM227 115V114H226ZM71 116V115H70ZM181 116V115H180ZM203 116V115H202ZM223 116L225 117V119L227 120L226 117L228 116H225V114H223ZM57 117V118H56ZM65 117V116H64ZM78 117V116H77ZM104 118H106V116H103ZM109 117V116H107ZM111 117V116H110ZM155 117V118H157ZM184 117H180L178 118V122H177V125H175L174 123V132L172 130L171 127H168V122L166 121L165 117L163 119L160 117V121H163V122H160L162 123L164 126H161V128H165L164 130H169V134L171 136H173V134L176 136V138L178 137L175 133V132H182L183 134L186 135V131L189 129L191 130L192 128H197L196 126L192 127L190 129V125L187 127V129L185 128V130L182 128L180 130L179 126H181L182 122L186 121L188 122L187 120H184ZM234 117L232 118L234 120ZM43 118H46V117H43ZM61 118V117H59ZM99 118V117H98ZM145 118V117H143ZM152 118V117H151ZM191 118V117H190ZM199 118V119H198ZM197 118L196 121H198L196 123L195 119H192V121H194L197 125L198 123L200 122V116ZM231 118V116L229 117ZM250 118L252 120H250ZM48 118H46L47 120ZM162 119V120H161ZM208 119V117H207ZM210 119V118H209ZM257 119V120H256ZM104 120V119H103ZM107 120V119H105ZM103 121V128L106 127L105 129L108 130V126H106L105 124L107 123L106 121ZM212 119H210L211 121ZM220 120H224L223 117L222 119ZM136 121V120H135ZM151 121V120H150ZM155 121V120H154ZM157 121V119H156ZM169 121V119H168ZM192 121H190V123H192ZM216 121V120H215ZM229 121V120H228ZM232 122V120H230ZM244 121L245 122V127H244ZM100 122V121H99ZM166 122H167V126H166ZM175 122V121H174ZM193 122V124H195ZM255 122V124H256ZM24 123V122H23ZM79 123V122H78ZM152 123V122H151ZM158 123V122H156ZM158 123V124H160ZM210 123V122H209ZM228 123V122H227ZM253 123V121H252ZM20 123H18L19 125ZM172 124V123H171ZM189 124V122H188ZM234 124L236 125V122L234 120ZM233 124V126H235ZM243 124V125H242ZM67 128H69V126H67V124H65ZM69 125V124H68ZM71 125V124H70ZM85 125V124H84ZM90 125V124H89ZM150 125V124H149ZM153 124H151L152 126ZM155 125V124H154ZM179 125V126H178ZM192 125V124H191ZM201 125V124H200ZM156 126V125H155ZM159 127V125H157ZM177 126V127H176ZM187 126V125H186ZM211 126V125H210ZM220 126V124H219ZM238 126V125H236ZM258 126V129L264 127V126H260L259 125H256ZM79 127V126H78ZM77 127V128H78ZM102 127V126H101ZM111 127V126H110ZM200 127V126H199ZM222 127V126H221ZM112 128V127H111ZM171 130H170V129ZM178 128V131H176ZM223 128V127H222ZM240 131L242 130L241 127H239ZM154 129V127L152 128V130ZM156 129V128H155ZM159 129V128H158ZM162 129V131H163ZM238 128H236V131H237ZM258 129L256 128L255 131H252V132H256L258 133ZM34 130L33 128H29V132ZM68 130V129H67ZM119 130V129H117ZM245 130V132L247 133L248 131ZM261 130V129H260ZM92 131V130H91ZM120 131V130H119ZM118 131V132H119ZM123 131V130H122ZM151 131V130H150ZM195 131V129H194ZM197 133L195 134H192L190 135L189 137V140L190 142L187 143L186 140H188V137L186 140H183V141H186L184 142L183 145H192L194 144L192 142L191 144V140L190 139L191 137L195 136V139L197 138L196 134H198V129H196ZM214 131V129H213ZM223 131V130H222ZM39 132V131H38ZM108 132V131H107ZM168 132V131H167ZM178 132V133H179ZM186 132V133H185ZM193 132V131H192ZM220 132V131H219ZM231 132V131H230ZM243 132V131H242ZM80 133V131H79ZM120 133L122 134V132L120 131ZM124 133V132H123ZM189 134L190 131L188 132ZM194 133V132H193ZM250 133V132H249ZM260 133V132H259ZM258 133V134H259ZM262 135L264 134V132H261ZM65 134V133H64ZM82 134V133H81ZM80 134V136H81ZM88 134V133H87ZM90 134V133H89ZM120 134V135H121ZM209 134V133H208ZM224 134V133H223ZM236 134V133H235ZM254 134V133H253ZM251 134V135H253ZM258 134H255V135H258ZM84 135V133H83ZM124 135V134H122ZM166 135V134H165ZM179 135V134H178ZM221 135V134H219ZM250 135V134H248ZM41 136V135H40ZM53 136H56V135H53ZM59 136H62V134H60ZM183 136V135H182ZM210 136H212L210 134ZM214 136V135H213ZM244 136V135H243ZM83 137V136H82ZM105 137V136H104ZM147 137V136H146ZM184 137V136H183ZM199 137V136H198ZM56 138V137H55ZM58 138V142H60L62 144H60L61 146V149L65 151V148H67L68 144L67 141H65L62 137H57ZM60 138V139H59ZM100 138V137H99ZM170 138V137H169ZM182 138V137H181ZM225 138V137H224ZM235 138V137H234ZM257 138V137H256ZM62 139V140H61ZM85 139V137H84ZM81 140L82 141V144H86L85 141L89 142L86 138V140ZM144 139V140H143ZM149 139V138H148ZM166 139V137H165ZM183 139V138H182ZM241 139V137H240ZM255 139V138H254ZM41 140L43 141L44 139L41 138ZM73 140H77L76 138H74ZM202 139H200L201 141ZM263 140V139H262ZM108 141V140H107ZM177 141H179V137L177 138ZM223 141V140H222ZM45 142V141H43ZM112 142V143H111ZM196 142L197 144H200V146H198V148H201L202 146V149H205V144H201L203 142V140L199 143V140L196 139ZM78 143V142H77ZM180 143V141H179ZM187 143V144H186ZM208 143L211 144V142L209 141ZM257 143V142H255ZM71 144V143H70ZM90 144V143H89ZM93 144V143H91ZM97 144V143H96ZM100 144V143H99ZM102 144V143H101ZM147 144V143H146ZM223 144V143H222ZM221 144V145H222ZM264 144V143H263ZM66 145V146H65ZM79 145V144H78ZM139 145V146H138ZM157 145V144H156ZM203 145H204V148H203ZM224 145V144H223ZM222 145V146H223ZM46 146V145H45ZM59 146V147H60ZM64 146V147H63ZM75 146V145H74ZM83 148H85L84 145H82ZM94 146V145H93ZM144 145H142L143 147ZM160 146V145H159ZM163 146V145H162ZM168 146V145H167ZM173 146V145H172ZM178 146V145H176ZM180 146V145H179ZM178 146V147H179ZM196 145H194L195 147ZM221 146V147H222ZM228 146V145H227ZM63 147V148H62ZM97 147V146H96ZM107 147V146H106ZM111 147V146H110ZM189 148H185V152L187 154V151L190 150V147L191 146H188ZM192 147L191 149L193 150L194 149V152L198 151V148H194ZM197 147V146H196ZM264 147V146H263ZM19 148V147H18ZM81 148V147H80ZM140 148V147H139ZM145 148V147H144ZM164 148V147H163ZM176 148V147H175ZM211 148V146H210ZM45 149V147H44ZM96 149V148H95ZM109 149V148H108ZM166 149V148H165ZM180 149H182L180 147ZM201 149V150H202ZM212 149V148H211ZM240 149V148H239ZM28 153H32V157H34L33 159V162L30 164V167L28 168L29 170H35L34 167H41V160L40 159H37L36 160V154L34 153L35 151H33V148L31 147V151L30 150H27L25 149ZM64 154H66L64 151H62ZM67 150V149H66ZM71 150V149H70ZM83 150V149H82ZM139 150V149H138ZM167 150V149H166ZM174 150V149H173ZM201 150L200 153H201ZM234 150V149H233ZM237 150V149H236ZM234 150V151H236ZM254 150V149H253ZM24 151L25 153L22 154V155H25L27 152ZM68 151V150H67ZM66 151V152H67ZM77 151V150H76ZM93 152V150H91ZM108 151V150H107ZM106 151V152H107ZM118 151V153H119ZM121 151H120V155L119 157L123 158L122 154H121ZM137 151V150H136ZM147 151V150H145ZM160 151V150H159ZM177 151V150H176ZM204 151V150H203ZM206 151V150H205ZM211 151V150H210ZM213 151V150H212ZM228 151V150H227ZM240 151V150H239ZM112 152V151H111ZM126 152V151H125ZM125 152H124V157H125ZM150 152V150L148 151ZM165 152V150H164ZM184 152V151H183ZM45 153L47 154V156L54 160L55 157L53 155V153L50 151V150H45ZM104 153V152H103ZM114 153V152H113ZM137 152H134V156H136ZM214 153V152H213ZM212 153V154H213ZM234 153V152H233ZM240 153V152H239ZM245 153V152H244ZM18 154V153H16ZM63 154V155H64ZM75 154V153H74ZM110 154V153H109ZM153 154V152H152ZM166 154V153H165ZM171 154V152H170ZM169 154V155H170ZM181 154V153H180ZM185 154V153H184ZM193 154V153H192ZM206 154V152H205ZM116 155V154H115ZM128 156V154H126ZM147 157H148V154H146ZM168 155V154H166ZM176 155H178L176 153ZM199 155V153H198ZM206 155H209V154H206ZM205 155V156H206ZM231 155V154H230ZM240 155V154H239ZM241 155H245V154H241ZM260 155V154H259ZM70 156V154H69ZM98 156V155H97ZM100 156V155H99ZM102 156V155H101ZM106 156V155H105ZM126 156V157H127ZM151 156V155H150ZM153 156V155H152ZM180 158L182 157V155H179ZM195 156V154L193 155ZM201 156V155H200ZM198 156V157H200ZM24 157V156H23ZM31 157V158H32ZM78 157V156H77ZM165 157V156H164ZM176 157V156H175ZM187 157V160H188V157H192L191 154L190 155H186ZM196 157V156H195ZM204 156L202 155V158ZM210 157V156H209ZM220 157V156H219ZM234 157V156H233ZM246 157V156H245ZM107 158V157H106ZM113 158V157H112ZM129 157H127L128 159ZM136 158V157H135ZM134 158V159H135ZM215 158V157H213ZM72 159V158H71ZM147 159V158H145ZM174 159V158H173ZM178 159V158H177ZM206 159V158H205ZM204 159V160H205ZM243 159V158H242ZM20 161L22 159H19ZM182 160V159H180ZM193 160V159H192ZM199 160V159H198ZM204 160H203V163H204ZM223 160V159H222ZM226 160V159H225ZM19 161V162H20ZM120 161V160H119ZM122 161V160H121ZM131 161V160H130ZM136 161V160H135ZM154 161V160H153ZM174 161V160H173ZM184 161V159L182 160ZM181 161V162H182ZM217 161V160H216ZM68 162V161H67ZM66 162V164H67ZM126 162V159L125 161ZM137 162V161H136ZM143 162L142 163L138 162V165L142 164L143 166ZM180 162V161H179ZM197 162V160H196ZM208 162V161H206ZM211 162V161H210ZM256 162V161H255ZM69 163H71V161H69ZM183 163V162H182ZM186 163V162H184ZM183 163V164H184ZM200 163V162H199ZM212 163H214V160L211 162V165H213ZM234 163V162H233ZM23 162H21V165H20V168L22 165ZM125 164V163H124ZM147 164V163H146ZM144 163L145 166H147V169L149 168V165H146ZM217 164V163H216ZM247 164V162L245 163ZM15 165V164H14ZM72 166V163L70 164ZM69 165V167H70ZM120 165V164H119ZM130 165V163H129ZM153 165V164H152ZM150 165V169L152 168ZM166 165V164H165ZM181 165V164H180ZM186 166V164H184ZM249 165V164H248ZM17 166V165H16ZM121 166V165H120ZM203 166V165H202ZM223 166V164H222ZM246 166V165H243V167ZM125 167V166H124ZM123 167V168H124ZM127 167V166H126ZM179 167V166H178ZM200 167V166H199ZM242 167V166H241ZM255 167V166H254ZM23 168V167H22ZM21 168V169H22ZM26 168V167H24ZM33 168V169H32ZM73 168L70 167V169ZM75 168V167H74ZM130 168V167H129ZM128 168V170H129ZM237 168V167H236ZM261 168V167H260ZM27 169V170H28ZM145 170V171H150V170ZM180 169V168H179ZM190 169V168H189ZM204 169V168H203ZM244 169V168H243ZM252 169H253V165H252ZM24 170V169H23ZM26 170V169H25ZM24 170V171H25ZM74 170V169H72ZM72 170H69V172H72ZM154 170V169H153ZM159 170V169H158ZM178 170V169H177ZM219 170V169H218ZM17 171H19V167L17 169ZM144 171V172H145ZM197 170H195V173H196ZM217 171V170H216ZM264 171V170H263ZM7 172L9 173V171L7 170ZM16 172V171H15ZM34 172V171H32ZM143 172V173H144ZM151 172V171H150ZM153 172V171H152ZM187 172V171H186ZM199 172V170H198ZM19 173H21V171H19ZM24 173V172H22ZM132 173V172H131ZM154 173V172H153ZM152 173V174H153ZM185 173V172H184ZM213 173V172H212ZM32 175L31 174V171H27V175L29 176ZM68 175H72L71 173H67ZM129 174V173H128ZM142 174V173H141ZM199 174V173H197ZM133 175V174H132ZM166 175V174H165ZM207 175V174H206ZM210 175V174H209ZM208 175V176H209ZM212 175V174H211ZM220 175V174H219ZM235 175V174H234ZM7 176H10V175H7ZM7 176H6V179H7ZM25 176V175H24ZM59 176V175H58ZM139 176V175H137ZM205 176V175H204ZM215 176V175H213ZM244 176V175H243ZM212 177V176H211ZM220 177H222L220 175ZM10 178V179H9ZM8 179L10 180L9 182L12 183V180L14 177H9ZM27 179H23L24 183H25V187L23 189H29L31 190L32 192H35V193H40L39 191L40 190H36L38 189V187L34 188V186H37V184H39L38 182L33 185L34 181L33 179L30 177H26ZM164 178V177H163ZM174 178V177H173ZM200 178V177H199ZM210 178V176H209ZM250 178V177H249ZM15 179V178H14ZM32 179V180H31ZM74 179V178H73ZM83 179V178H81ZM223 179V178H222ZM232 179V178H231ZM5 180V179H3ZM17 180V179H16ZM211 180V179H210ZM224 180V179H223ZM22 181V180H21ZM22 181V182H23ZM32 181V183H31ZM154 181V180H153ZM166 181V180H165ZM215 180L213 179V181L211 182H214ZM14 182V181H13ZM83 182V181H82ZM104 182H105V179H104ZM103 182V183H104ZM107 182V181H106ZM110 182V181H109ZM152 182V181H151ZM167 182V181H166ZM48 183V182H47ZM47 183H45L46 185V189L48 190L49 189V186L47 185ZM144 183V182H143ZM18 184V182H17ZM22 184V183H20ZM112 184V183H111ZM213 185L215 183H212ZM44 185V184H43ZM76 185V183H75ZM217 185V184H216ZM197 186V184H196ZM80 187V186H79ZM106 187V186H105ZM152 187V186H151ZM151 187L149 189H151ZM110 188V187H109ZM146 188V187H145ZM16 189V188H14ZM147 189V191L149 190ZM154 188L151 189V191H153ZM225 189V188H224ZM20 190V189H19ZM145 190V189H144ZM17 191V189H16ZM28 191V190H27ZM215 191V190H214ZM23 192V191H22ZM25 192V191H24ZM43 192V191H42ZM41 192V193H42ZM150 191H148L149 193ZM29 193V192H27ZM48 193V191H44L42 194H46ZM50 193H53V192H50ZM217 193V192H216ZM34 194V193H33ZM49 195V193L47 194ZM157 195V193H156ZM216 195V194H215ZM213 195V196H215ZM219 195V194H218ZM117 196V195H116ZM158 196V195H157ZM212 196V195H211ZM145 197V196H144ZM217 197V196H216ZM202 198V197H201ZM43 199V198H42ZM113 199V198H112ZM156 199V198H155ZM206 199V198H205ZM44 200V199H43ZM110 200V199H109ZM219 200V199H218ZM154 201V200H153ZM114 202V201H113ZM57 203V201H56ZM55 203V204H56ZM54 204V203H53ZM176 204V203H175ZM209 204V203H207ZM213 204V203H212ZM171 206V205H170ZM210 206H211V203H210ZM230 206V205H229ZM212 207V206H211ZM3 208V207H2ZM224 208V207H223ZM203 209V208H202ZM214 209V207H213ZM101 210H104V209H101ZM215 210V209H214ZM213 210V211H214ZM9 211V210H8ZM107 211V210H106ZM169 211V210H168ZM12 212V211H11ZM170 212V211H169ZM13 213V212H12ZM216 213V212H215ZM10 214V213H9ZM103 213H101V218ZM109 214V213H108ZM117 214V213H116ZM106 215V214H105ZM111 215V214H110ZM57 216V215H56ZM214 216H218V215H214ZM111 217H113L111 215ZM118 217V216H117ZM213 217V216H212ZM105 218V217H104ZM211 218V216H210ZM117 219V218H116ZM119 219V218H118ZM202 219V218H201ZM215 219V218H214ZM212 220V219H211ZM218 220V218H217ZM170 221V220H169ZM192 222V221H191ZM111 223V222H110ZM113 223V226H114V222ZM111 223V224H112ZM115 223H117L115 221ZM231 223V222H230ZM222 223L221 221L220 222H214L211 223L209 226L210 227H213L212 229H217L219 228V226H221ZM106 226V225H105ZM107 227H110L109 225H107ZM117 227V226H115ZM202 228V227H201ZM200 228V229H201ZM224 228V227H223ZM199 229V230H200ZM226 228H224V231H225V234H226V231L225 230ZM115 230V229H114ZM120 229H118V232L120 234ZM183 230V229H182ZM211 230V229H210ZM231 230V229H230ZM86 231V230H85ZM109 231V230H108ZM112 232V230H110ZM109 231V232H110ZM151 231V230H149ZM186 231V230H185ZM213 231V230H212ZM8 232V231H7ZM110 232V233H111ZM123 232V231H122ZM214 232V231H213ZM6 233V231H5ZM17 233V232H16ZM13 236V242H15L16 246L18 244H20V239L24 238L23 235H20V234H16ZM165 233V232H164ZM212 233V232H211ZM230 233V231H229ZM113 234V233H112ZM112 234H110L112 236ZM223 234V233H222ZM123 235V234H122ZM122 235H119L122 237L123 239V236ZM213 235V233H212ZM8 236V235H7ZM110 236V239H113V238H117L119 236ZM189 236V235H188ZM214 236V235H213ZM228 236V234H227ZM85 237V236H84ZM98 237V236H97ZM191 237V236H190ZM230 237V236H229ZM7 238V237H6ZM11 238V237H10ZM70 238V237H69ZM120 238V237H119ZM128 238V237H127ZM146 238V237H145ZM221 238V237H220ZM164 239V242H163V246L166 245L168 242V240L165 238ZM128 240V239H127ZM190 240V239H189ZM231 241V239H229ZM240 240V239H239ZM35 241V240H34ZM113 241H116V240H112ZM161 241V240H160ZM159 239L156 240V243L160 242ZM31 242V241H30ZM107 242V241H106ZM151 241H149L150 243ZM153 243H155L154 241H152ZM184 242V241H183ZM228 242V241H227ZM18 243V244H17ZM55 243V242H54ZM117 243V241H116ZM114 243V247H115V244ZM121 243H123L121 241ZM223 243V242H221ZM237 243V242H236ZM239 243V241H238ZM34 245L36 243H33ZM107 244V243H106ZM125 244V243H124ZM112 245V244H111ZM126 245V244H125ZM225 245V244H224ZM230 245V244H229ZM19 247H21L20 245H18ZM17 246V247H18ZM39 246V245H38ZM45 246V244L43 245ZM49 246V244H48ZM47 246V247H48ZM52 246V243L51 245ZM50 246L46 249H44L45 251H47L48 253V256L50 260H57V262L61 261L62 259H64L65 256H63V258H58L55 256L56 253H60L62 252V255L66 252H63L62 250L58 249L57 246H53L54 250L55 251H52V249L50 248ZM109 248H110V244L108 245ZM128 246V245H127ZM131 246V245H130ZM155 246V244L153 245ZM238 246V245H237ZM240 246H241V243H240ZM11 247V246H10ZM129 247V246H128ZM160 247V245H159ZM158 247V248H159ZM166 247V246H165ZM232 247V246H231ZM239 247V246H238ZM42 246H41V249L36 246V249H38L39 252H37L40 256H42ZM162 248V246L160 247V249ZM164 248V247H163ZM225 248V247H223ZM228 248V247H227ZM230 248V247H229ZM30 249H32V247H30ZM51 249V250H50ZM113 248L109 249L110 251H112ZM159 249V250H160ZM186 249V248H185ZM189 249H191V247H189ZM207 249V248H206ZM231 249V248H230ZM98 250V249H97ZM158 250V249H157ZM165 250V248H164ZM220 250V249H219ZM24 252V250H22ZM42 251V252H41ZM134 251V250H133ZM141 251V250H140ZM177 251V250H176ZM189 251V250H188ZM214 251V250H213ZM232 251V250H231ZM104 252V251H103ZM136 252V251H134ZM191 252L193 253V250L191 249ZM79 253V252H78ZM77 253V254H78ZM88 253V252H87ZM115 253V252H114ZM132 253V252H131ZM138 253V252H137ZM210 253V252H209ZM239 253V252H238ZM235 252V254H238ZM25 254V252H24ZM37 254V255H38ZM45 254V253H44ZM64 254V255H65ZM157 254V253H156ZM202 254V253H201ZM212 254V253H211ZM28 258V255L25 254ZM38 255V256H39ZM61 255V254H60ZM86 255V254H85ZM93 255V254H92ZM98 255V254H97ZM96 255V256H97ZM129 255V254H128ZM139 255V254H138ZM194 256L195 253L193 254ZM33 256H34V252H33ZM36 256V255H35ZM34 256V257H35ZM36 256V257H38ZM112 256V255H111ZM115 255L113 254V257ZM159 256V255H158ZM237 256V255H236ZM44 257V255L42 256ZM47 256H45V259H46ZM62 257V256H61ZM66 257H67V254H66ZM65 257V258H66ZM75 257V256H73ZM80 257V256H79ZM116 257V256H115ZM133 257V256H132ZM162 257V256H161ZM199 257V256H198ZM196 256V258H198ZM185 257H183L184 259ZM38 259V258H37ZM118 259V258H117ZM168 259V257H167ZM173 259V258H172ZM188 259V258H187ZM186 259V261H187ZM29 260V258H28ZM33 260L30 258V261ZM67 260V259H66ZM78 259H74V261H76ZM139 260V259H138ZM202 260V259H201ZM237 260V259H236ZM238 260H240V258H238ZM237 260V261H238ZM36 262L37 264V261L36 260H33V262ZM64 262V260H62ZM183 261V260H182ZM32 262V261H31ZM54 262V261H53ZM66 262V261H65ZM71 262V261H70ZM203 262V261H201ZM210 262H212L211 260L207 263L210 264ZM239 262V261H238ZM91 263V262H90ZM132 263V262H131ZM214 264V262H212ZM216 263V262H215ZM218 263V262H217ZM236 263V261H235ZM5 264V263H4ZM35 264V263H34ZM88 264V263H87ZM190 264V263H189ZM220 264V263H219ZM227 264V263H226Z\"/></svg>", "mask_w": 264, "mask_h": 264}]
</instances>
